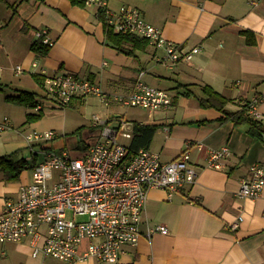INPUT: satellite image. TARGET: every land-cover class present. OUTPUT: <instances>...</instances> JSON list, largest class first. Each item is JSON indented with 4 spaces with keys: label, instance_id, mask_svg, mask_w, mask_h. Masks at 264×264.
<instances>
[{
    "label": "crops",
    "instance_id": "obj_1",
    "mask_svg": "<svg viewBox=\"0 0 264 264\" xmlns=\"http://www.w3.org/2000/svg\"><path fill=\"white\" fill-rule=\"evenodd\" d=\"M8 2L16 4L14 10L0 0V123L7 118L10 128L0 133V156L29 150L24 137L34 130H55L58 136L52 149L66 148L53 115L54 100L31 75L40 74V68L49 74L67 72L87 78L109 95L128 94L144 72L143 81L168 92L172 105L151 113L131 107L144 113L139 117L137 111V118L124 117L113 105L107 116L155 125L147 149L164 162L187 150L198 175L171 199L160 189L147 192L142 235L135 246L125 248L116 264H264V187L257 198L237 197L248 167L264 164V133L261 139L252 137L246 124L220 122L224 115L218 110L198 106L206 85L229 99L227 111H238L257 98L256 113L264 129V0H107L112 11L121 6L139 9L169 41L185 48L202 47L191 62L172 70L155 63L151 46L134 59L108 45L93 5L79 7L69 0ZM44 32L52 45L45 57H37L30 46ZM245 32L251 34V43ZM34 61L37 68H31ZM18 66L24 70L21 74L15 72ZM20 91L40 96V120L26 123L33 111L5 100ZM86 98L74 99L73 105L85 103ZM47 103L54 111L44 115ZM98 139L97 134L94 141ZM223 146L230 155L222 168H204L207 149ZM38 148L34 146V151ZM31 171H23L14 183L0 182V210L4 197L15 198L19 186L31 181ZM157 225L169 233L147 237V229ZM0 264L61 262L50 256L33 257L27 240L0 244Z\"/></svg>",
    "mask_w": 264,
    "mask_h": 264
},
{
    "label": "built area",
    "instance_id": "obj_2",
    "mask_svg": "<svg viewBox=\"0 0 264 264\" xmlns=\"http://www.w3.org/2000/svg\"><path fill=\"white\" fill-rule=\"evenodd\" d=\"M103 10L105 23L117 34H131L147 40L154 48L153 60L167 70L180 63H189L202 47L185 48L167 40L162 31L142 16L139 9L121 6L112 11L107 0H85ZM41 35L43 44L52 45ZM36 61L31 68H37ZM1 71V68H0ZM23 68L17 67L16 74ZM45 94L63 105L80 97L100 98L105 106L117 103L151 113L169 108L172 99L168 92L143 81L138 74L128 94H106L87 78L73 73L49 74L40 68ZM1 77V74H0ZM257 98L246 102L249 114L258 119ZM40 104L33 108L40 112ZM114 126L99 114L92 115V127L99 129V139L74 155L67 148L52 149L57 138L55 130L31 131L24 137L33 156H39L31 171V181L19 186L15 198L5 197L0 210V244H21L29 241L33 257L50 256L61 264H116L128 246H135L142 235L141 216L147 192L160 189L171 199L186 185L193 184L198 175L187 150L175 159L164 162L158 153L140 148L128 152L133 134L132 123L114 119ZM7 118L0 123V133L8 130ZM34 146H39L34 151ZM199 147L201 145L199 144ZM230 155L227 146L206 151L204 168L219 170ZM50 172V176L48 175ZM248 177L240 181L238 198H257L264 187V164L248 167ZM241 216L239 220H241ZM237 227V222L233 228ZM167 235L168 229L157 225L146 231Z\"/></svg>",
    "mask_w": 264,
    "mask_h": 264
},
{
    "label": "trees",
    "instance_id": "obj_3",
    "mask_svg": "<svg viewBox=\"0 0 264 264\" xmlns=\"http://www.w3.org/2000/svg\"><path fill=\"white\" fill-rule=\"evenodd\" d=\"M43 1V0H39ZM71 4L79 7H85V0H69ZM3 2L12 10H14L15 5L9 4L8 0H3ZM14 12V11H13ZM96 18L103 24L104 28V38L105 42L115 48L118 52L132 57L137 58V55L146 50L149 46L147 40L137 37L131 34H117L114 33L111 28H109L105 23V15L103 10L98 9L96 13ZM246 41L251 43L250 36L251 34L245 32ZM42 37L35 40L31 46L30 50L37 57H45L50 47L49 45L43 44ZM34 81L42 86L43 76L40 74H31ZM181 87H187V85H181ZM203 96L198 100V106L201 108H214L222 113L224 116L219 119V121L229 120L232 121L234 125L246 124L248 129V134L252 137L260 138L264 133L263 126L258 119H255L249 114V107L247 104H244L238 111H227L226 105L229 103L227 99L222 94L213 90L210 86H203L202 88ZM83 98V97H80ZM40 96L36 93H30L26 91H20L17 95L6 96L5 100L9 103H13L18 106H23L26 108H33L40 104ZM75 101H71L66 106H71ZM43 117V114L40 112L28 114L26 116V123L36 122ZM132 138L128 144V152L134 153L140 148H148L149 144L152 141L154 133L156 131L155 125H143L137 122H132ZM18 153H11L8 155L0 156V175L3 180L6 182H16L18 181L21 173L25 170L33 168L34 164L38 161L39 156H33L31 161H28L25 158H18Z\"/></svg>",
    "mask_w": 264,
    "mask_h": 264
},
{
    "label": "rangeland",
    "instance_id": "obj_4",
    "mask_svg": "<svg viewBox=\"0 0 264 264\" xmlns=\"http://www.w3.org/2000/svg\"><path fill=\"white\" fill-rule=\"evenodd\" d=\"M111 104L109 106H105L101 102L100 98L90 96L86 98L85 103L71 106H66L59 101H54L52 105L55 111L52 110L50 104L47 103L45 104L43 113L44 115H49L54 111L53 115L58 123V130L61 132V136L63 135L66 142V148L74 155H77V153H82L81 150L87 149L88 145L96 142L94 140L96 139L97 134L99 137V129H94L92 127V115L100 114L106 120L108 119V124L110 126H114L116 121L114 119H110L107 115L110 108H112L111 106L115 105V110L121 113L124 117L137 118L134 115L137 113L138 109L125 107L117 103ZM139 115H144V113L139 112L138 116ZM17 153L18 158H31V153L27 149L18 151ZM48 175L50 176V172H48ZM0 182H4L6 184L14 183L6 182L2 179L1 175Z\"/></svg>",
    "mask_w": 264,
    "mask_h": 264
},
{
    "label": "bare ground",
    "instance_id": "obj_5",
    "mask_svg": "<svg viewBox=\"0 0 264 264\" xmlns=\"http://www.w3.org/2000/svg\"><path fill=\"white\" fill-rule=\"evenodd\" d=\"M144 73V72H143Z\"/></svg>",
    "mask_w": 264,
    "mask_h": 264
}]
</instances>
